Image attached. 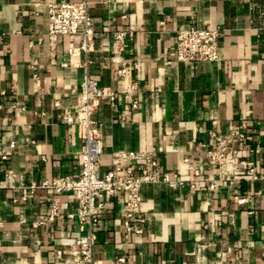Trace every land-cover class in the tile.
I'll return each mask as SVG.
<instances>
[{"label": "crops", "instance_id": "obj_1", "mask_svg": "<svg viewBox=\"0 0 264 264\" xmlns=\"http://www.w3.org/2000/svg\"><path fill=\"white\" fill-rule=\"evenodd\" d=\"M49 1L82 0H0V184L12 175L0 187V264H62L57 250L68 258L66 238L83 230L69 216L78 208L73 192L61 195L55 221L35 227L51 200L24 186L78 175L84 136L64 114L75 113L87 72L118 94L114 106L101 104L94 113L103 172L120 150H153L171 177L188 181L200 171L196 187L143 185L141 234L126 235V195L118 193L97 229L96 263L264 264V0H90L96 37L89 52L78 34L59 35L51 45ZM188 25L220 30L218 62L177 60V30ZM124 29L133 36L119 49L114 33ZM123 63L131 64L126 78L118 75ZM131 81L138 83L137 109L122 98ZM232 126L246 137L232 157L243 168L227 180L207 154ZM12 140L17 147L9 149ZM134 167L146 171L144 160Z\"/></svg>", "mask_w": 264, "mask_h": 264}, {"label": "built area", "instance_id": "obj_2", "mask_svg": "<svg viewBox=\"0 0 264 264\" xmlns=\"http://www.w3.org/2000/svg\"><path fill=\"white\" fill-rule=\"evenodd\" d=\"M48 36L54 47L59 35L78 34L82 37L81 50L89 52L92 49L96 37V29L93 17L90 13V0L77 2L71 1H49L47 2ZM133 31L119 30L114 33L116 45L122 49L127 37H132ZM221 32L218 28L210 25L184 26L177 30L176 35V57L181 62H218L220 60L219 41ZM138 68V63H133ZM131 64L123 63L118 69V75L126 78L130 75ZM138 83L131 81L122 91L124 102L133 109L139 107L137 98ZM118 94L110 87L99 85V83L86 73L83 89L76 99V111H67L64 121L68 124H76L84 136V144L78 155L79 173L77 176L63 175L45 179L39 182L32 181L25 185L31 194L38 190L46 191L51 200L50 209L45 220L37 218L33 221L35 227L43 222H53L61 214V195L67 192L75 193L78 201L77 211L69 216L78 219L83 230L78 235L66 238L70 249V256L65 258L63 251L58 249L57 256L62 264H97L94 254L97 229L103 214L106 213L111 200L118 193H125L126 206L124 217V228L126 235L130 233L141 234L146 227V220L141 218L143 201L141 189L147 183L164 181L173 188L186 185L196 187L199 169H195L188 181L178 177L162 174L160 166L153 150L149 151H124L120 150L113 154L111 167L107 171L101 170L104 154V140L100 132L101 123L94 118V113L101 104L114 106ZM245 125V124H243ZM246 137L242 129L232 126L227 135L218 134L217 143L208 151V161L218 164L222 179L232 180L233 171L241 170V164L234 163L232 157L237 155L235 143L239 138ZM17 147V141L12 140L9 149ZM4 159L9 157V152L4 150ZM145 161L146 171L136 174L134 162ZM231 165L235 167L232 168ZM251 179H257V169H248ZM11 171L7 173L6 180L0 187L10 185ZM197 177V178H196ZM216 187V181H211L209 189ZM23 200L26 196L21 197ZM19 198L16 199L18 201ZM245 197H238L239 202H246ZM117 261L126 262L125 255H119ZM249 264V263H238Z\"/></svg>", "mask_w": 264, "mask_h": 264}]
</instances>
